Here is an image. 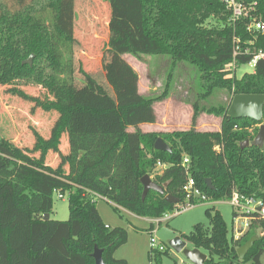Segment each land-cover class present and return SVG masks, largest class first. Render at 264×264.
Instances as JSON below:
<instances>
[{
	"label": "trees",
	"instance_id": "16d2710c",
	"mask_svg": "<svg viewBox=\"0 0 264 264\" xmlns=\"http://www.w3.org/2000/svg\"><path fill=\"white\" fill-rule=\"evenodd\" d=\"M15 1L12 6L10 0L0 3V87L34 77L43 83L42 95L16 85L10 91L59 115L49 136L34 130L32 146L0 135V264H95L96 245L103 249L106 264H128L115 256L127 243L128 230L104 222L96 194L117 209L149 218L162 216L176 206L166 200L168 194L184 200V156H189L192 176L212 201L230 198L234 191L264 199V146H241L245 140L253 141L264 115L261 121L232 118L228 107H205L198 98L188 129L144 131L143 123L158 120L154 98L140 92L139 74L125 58L151 54L188 62L200 75L204 96L218 88L232 96L264 94V56L254 72L226 77L230 63L248 64L264 51V31L248 28L254 15L264 23V0H242L252 15L236 20L223 0H105L110 11V59L104 81L95 82L94 91L90 84L85 86L86 92L107 102L103 106L79 101L75 94L76 0ZM112 52L117 56L112 58ZM31 55H35L34 64L23 63ZM39 60L47 71L39 68ZM204 111L221 115L220 130L197 128ZM65 134L67 153L61 149ZM159 137L170 151L155 147ZM50 151L56 155V164L48 158ZM158 162L165 166L155 172ZM146 174L163 191L150 189L144 196L141 179ZM207 178L214 189L207 185ZM59 190L69 198L66 220L52 217L53 197ZM207 212L211 228L196 224L185 235L193 248L208 254L204 264H262L263 235L244 259L237 249L259 234L256 227L264 220L253 222L239 238H229L221 213ZM151 249L159 257L168 251L166 246Z\"/></svg>",
	"mask_w": 264,
	"mask_h": 264
},
{
	"label": "rangeland",
	"instance_id": "374dc122",
	"mask_svg": "<svg viewBox=\"0 0 264 264\" xmlns=\"http://www.w3.org/2000/svg\"><path fill=\"white\" fill-rule=\"evenodd\" d=\"M3 1L0 0V3ZM15 3V0H10L11 6ZM76 10V36L79 40L76 46V59L78 56L79 60L76 63L78 79L76 88L79 94L77 91L75 94L79 101L103 106L107 102L97 99L89 90L86 92L85 86L90 84L91 88H95V82L104 81L103 71L110 59L107 28L109 6L105 0H76ZM116 56L117 54L112 52V58ZM125 58L139 74L140 92L147 97L154 98L159 123L156 128L163 132L188 129L194 111L193 104L198 98H200L199 103L205 107L225 106L229 109L233 99L232 94L227 89L218 88L209 96L201 95L200 75L188 62H174L169 56L151 54H144L140 57L125 55ZM34 60L35 55H33V64ZM38 66L43 72L48 70L43 60H39ZM80 66L84 70L80 71ZM85 70L91 73L90 76L83 74ZM254 71L255 67L250 63L241 66L236 64L230 67L226 77L240 78L244 73ZM14 85L33 95L43 94V83L34 77L18 79ZM14 85L0 87V135L13 139L19 145L32 146L35 140L34 130L40 129L43 135L49 136L59 114L57 111H44L40 107H35L31 99L13 93L10 88ZM221 123L220 114L204 111L199 117L197 128L199 130H220ZM61 149L65 153L69 151L67 134L62 138ZM48 158L53 159L52 163L56 164L57 158L54 151L49 152ZM53 198L52 217L60 220L68 219L70 216L69 198L67 196L60 198L58 192H55ZM96 205L107 225L122 226L128 230L127 243L115 252L116 257L127 259L128 264L192 262L182 251L178 252L171 247L170 241L181 236L187 241V247L193 248L185 235L189 234L196 224L211 228V216L207 212L208 209H211L213 213L215 211L221 213L228 227L229 238L236 234L235 228L238 223L236 216L233 215L234 208L229 198L213 199L211 203H199L193 208L179 211L177 216L163 221L160 225L154 223L153 227H151V218L136 215L123 207L117 209L103 197H98ZM153 239L157 243L164 244L168 250L162 252L160 257L156 251L151 249ZM262 264H264V255Z\"/></svg>",
	"mask_w": 264,
	"mask_h": 264
},
{
	"label": "built area",
	"instance_id": "2783aa9c",
	"mask_svg": "<svg viewBox=\"0 0 264 264\" xmlns=\"http://www.w3.org/2000/svg\"><path fill=\"white\" fill-rule=\"evenodd\" d=\"M227 7L232 11L233 19H239L242 17H247L252 15L250 13L251 8L247 7L242 0H223ZM252 23L249 25V29L257 28L264 31V23L257 19L254 15ZM239 48L235 51V56L238 54ZM264 56V51L261 50L255 57L252 59L250 64L256 66L258 60ZM237 63L233 61L227 66L226 70H230L231 66H235ZM182 165L184 166L187 172V180L183 185L184 200H180L176 203V206L173 210L165 212L162 216L152 218V223L161 224L163 221H168L172 217L177 216L179 211H185L189 208L195 207L199 203H211L212 200L209 196L198 186L196 179L191 174V161L189 156H184ZM165 165L161 162H158L157 168L162 169ZM60 198H65L67 194L62 191H57ZM97 197H102L96 194ZM230 204L235 211V219L238 221L236 224V234L235 238L242 236L249 228L253 222H262L264 220V199L256 196H249L241 194L237 191H234L231 197L229 198ZM177 209V210H176ZM258 233L264 236V224H259L256 227ZM151 246L159 250H164L165 245L162 243H157L154 239L152 240ZM181 264H195L193 262L183 261Z\"/></svg>",
	"mask_w": 264,
	"mask_h": 264
},
{
	"label": "water",
	"instance_id": "95a60500",
	"mask_svg": "<svg viewBox=\"0 0 264 264\" xmlns=\"http://www.w3.org/2000/svg\"><path fill=\"white\" fill-rule=\"evenodd\" d=\"M23 63H28L32 65L33 55L25 59ZM228 115L232 118H251L257 121H261L264 115V94L260 93H237L233 96L232 102L228 109ZM250 144L263 147L264 146V123L260 125L259 131L255 136L253 141L245 140L241 146L246 147ZM155 147L160 150L170 151V146L159 137L156 140ZM142 183L144 185V196L150 189H156L163 191L161 185L155 183L149 174L142 177ZM207 185L214 189L211 178L206 179ZM166 200L171 203H177L180 201L179 198L172 194L166 196ZM45 218H50V214H45ZM259 239V236L254 235L238 249V256L240 259H244L249 250L253 247L254 243ZM171 247H173L178 252H183L189 259L195 264H204L208 259V254L203 252L199 248H189L187 247V241L182 239L181 236H177L170 241ZM93 257L95 258V264H106L103 257V249L95 246Z\"/></svg>",
	"mask_w": 264,
	"mask_h": 264
},
{
	"label": "crops",
	"instance_id": "0c3cea01",
	"mask_svg": "<svg viewBox=\"0 0 264 264\" xmlns=\"http://www.w3.org/2000/svg\"><path fill=\"white\" fill-rule=\"evenodd\" d=\"M158 120L156 123H143L141 125V127L143 128L144 131H149V132H155V131H163V130H160L158 128H156V126L158 125ZM151 178H152V175H151ZM108 201V200H107ZM109 202V201H108ZM111 203V202H110ZM113 204V203H112ZM154 218V217H153ZM151 220L153 221V219L151 218ZM152 221H151V224H152Z\"/></svg>",
	"mask_w": 264,
	"mask_h": 264
}]
</instances>
